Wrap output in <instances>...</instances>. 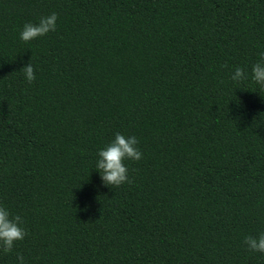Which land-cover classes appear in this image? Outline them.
Listing matches in <instances>:
<instances>
[{"label":"trees","instance_id":"1","mask_svg":"<svg viewBox=\"0 0 264 264\" xmlns=\"http://www.w3.org/2000/svg\"><path fill=\"white\" fill-rule=\"evenodd\" d=\"M261 52L264 0H0V206L28 233L0 264H264L243 243L264 233ZM117 133L142 159L110 188Z\"/></svg>","mask_w":264,"mask_h":264},{"label":"clouds","instance_id":"2","mask_svg":"<svg viewBox=\"0 0 264 264\" xmlns=\"http://www.w3.org/2000/svg\"><path fill=\"white\" fill-rule=\"evenodd\" d=\"M57 19V14L52 13L41 17L38 24L25 23L20 32V39L29 42L55 31ZM259 55V61L251 68V78L264 89V52ZM21 70L29 84L35 81L36 76L31 63L25 65ZM246 78L247 74L241 67H236L231 75V80L234 82H240ZM138 144L139 140L136 136L125 137L123 134L117 133L109 144L98 150L95 168L99 172L104 186L112 188L119 187L124 183H131L128 168L124 162L125 160L139 161L142 159V152L137 147ZM22 223L21 216L10 217L9 211L0 206V251L10 253L15 243L26 237L28 233L21 227ZM243 243L247 251L264 254V233H260L258 236H246ZM17 261L18 264H24V257L17 254Z\"/></svg>","mask_w":264,"mask_h":264}]
</instances>
